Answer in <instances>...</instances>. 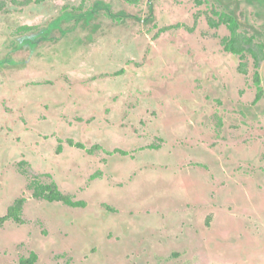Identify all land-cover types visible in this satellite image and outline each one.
<instances>
[{
	"label": "rangeland",
	"instance_id": "obj_1",
	"mask_svg": "<svg viewBox=\"0 0 264 264\" xmlns=\"http://www.w3.org/2000/svg\"><path fill=\"white\" fill-rule=\"evenodd\" d=\"M221 12L264 44V0H0V264H264V60Z\"/></svg>",
	"mask_w": 264,
	"mask_h": 264
},
{
	"label": "trees",
	"instance_id": "obj_2",
	"mask_svg": "<svg viewBox=\"0 0 264 264\" xmlns=\"http://www.w3.org/2000/svg\"><path fill=\"white\" fill-rule=\"evenodd\" d=\"M219 22L226 25L230 31V39L223 45L224 50L232 55L243 57V54L247 52L254 60V66L258 69L259 60H264V44H259L258 50H255L252 45L251 38H245L237 34L238 21L233 13H217ZM214 25V24H213ZM217 25V24H216ZM215 26V25H214ZM21 29L27 30L29 27H22ZM261 57H260V55ZM242 71L241 69H239ZM254 84L257 89L254 102L257 103L261 100L263 95V89L261 86V78L259 72L254 74ZM80 147V144H77ZM33 195L35 198H40L48 202H60L71 207H77V203L73 202L67 195L61 193L55 183H48L43 185L33 186ZM24 204L23 199L16 200L12 206H10L6 212V215L0 219V223L14 222L16 224L22 223L21 213L22 206ZM36 261V255L31 254L28 259H21L20 264H34Z\"/></svg>",
	"mask_w": 264,
	"mask_h": 264
}]
</instances>
